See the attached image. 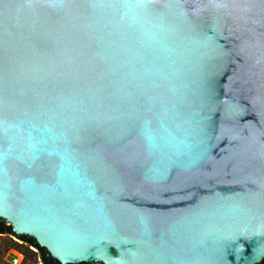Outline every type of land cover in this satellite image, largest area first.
Instances as JSON below:
<instances>
[{"label": "water", "instance_id": "1", "mask_svg": "<svg viewBox=\"0 0 264 264\" xmlns=\"http://www.w3.org/2000/svg\"><path fill=\"white\" fill-rule=\"evenodd\" d=\"M0 220L60 264H262L264 0H0Z\"/></svg>", "mask_w": 264, "mask_h": 264}, {"label": "rangeland", "instance_id": "2", "mask_svg": "<svg viewBox=\"0 0 264 264\" xmlns=\"http://www.w3.org/2000/svg\"><path fill=\"white\" fill-rule=\"evenodd\" d=\"M0 264H42L37 251L12 236H0Z\"/></svg>", "mask_w": 264, "mask_h": 264}, {"label": "trees", "instance_id": "3", "mask_svg": "<svg viewBox=\"0 0 264 264\" xmlns=\"http://www.w3.org/2000/svg\"><path fill=\"white\" fill-rule=\"evenodd\" d=\"M0 236H12L28 247L35 249L39 255L42 264H60L56 259L52 258L48 251L38 245V243L29 236L16 235L12 231V226L8 225L5 221L0 220ZM79 264H92V263H79ZM264 264V260L262 261Z\"/></svg>", "mask_w": 264, "mask_h": 264}]
</instances>
